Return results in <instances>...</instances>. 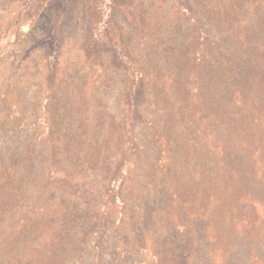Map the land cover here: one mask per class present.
<instances>
[{
	"label": "trees",
	"instance_id": "obj_1",
	"mask_svg": "<svg viewBox=\"0 0 264 264\" xmlns=\"http://www.w3.org/2000/svg\"><path fill=\"white\" fill-rule=\"evenodd\" d=\"M104 1L3 96L0 264H264V0Z\"/></svg>",
	"mask_w": 264,
	"mask_h": 264
},
{
	"label": "rangeland",
	"instance_id": "obj_2",
	"mask_svg": "<svg viewBox=\"0 0 264 264\" xmlns=\"http://www.w3.org/2000/svg\"><path fill=\"white\" fill-rule=\"evenodd\" d=\"M70 4L66 0H0V106L7 87L21 88L22 97H29L28 102L38 90L40 74L36 72L44 70L45 57L52 51L55 54V48L54 45L47 48L41 44L39 40L46 39L49 34L47 31H35L34 27L46 22L45 15L50 9L52 21L61 24L55 33L58 44H62V51L68 53L78 48L94 20L89 12L85 13L86 8H106L104 0ZM8 139H0V146L8 144ZM195 255V264H203L202 253L197 251ZM259 255H264V246Z\"/></svg>",
	"mask_w": 264,
	"mask_h": 264
}]
</instances>
